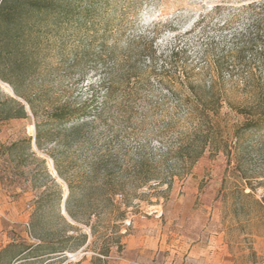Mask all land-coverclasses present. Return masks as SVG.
Here are the masks:
<instances>
[{
  "label": "rangeland",
  "instance_id": "374dc122",
  "mask_svg": "<svg viewBox=\"0 0 264 264\" xmlns=\"http://www.w3.org/2000/svg\"><path fill=\"white\" fill-rule=\"evenodd\" d=\"M137 5L119 44L141 35L146 37L142 43H149L154 37L161 57L148 80L138 79L116 91L128 109L102 141L120 157H147L161 172V158H168L167 151L183 140L184 108L181 93L170 92L179 89L181 80L166 84L159 70L173 72L186 62L201 72L206 54L210 59L223 57L234 74L264 69V0H139ZM238 47V56L229 54ZM173 50L177 54L172 67L161 68ZM99 80L88 66L63 85L69 94L85 97L90 83ZM0 89L14 96L8 84L0 82ZM240 119L231 113L225 122ZM28 137L29 145L21 142ZM34 138L30 112L25 118L0 121V250L12 242L85 234L83 244L71 240L64 255L48 264H264V177L259 174L262 157L253 146L237 167L221 151L206 152L187 175L175 177L170 188L153 180L135 189L128 185L130 195L115 197L114 214L98 190L89 195V184L77 178L91 154L88 144L77 146L68 139V146L48 142L38 148ZM13 142L19 143L10 148ZM250 143L264 145V129L253 133ZM65 179L77 186L70 203L73 218L65 208ZM31 262L42 264L38 259Z\"/></svg>",
  "mask_w": 264,
  "mask_h": 264
},
{
  "label": "trees",
  "instance_id": "16d2710c",
  "mask_svg": "<svg viewBox=\"0 0 264 264\" xmlns=\"http://www.w3.org/2000/svg\"><path fill=\"white\" fill-rule=\"evenodd\" d=\"M138 2L0 0V82L8 84L14 94L0 89V96L4 95L0 99V121L25 118L30 112L38 148L48 142L68 146V139L77 146L88 144L91 154L85 157L84 170L77 178L79 183L89 184V195L98 190L114 214L118 211L115 197L130 195L128 185L135 189L153 180L170 188L174 178L187 175L206 152L221 151L227 162L233 160L237 167L240 157L253 146L262 157L259 174L264 177V145L247 144L253 133L264 129V69L249 68L234 74L223 57L210 59L206 54L201 72L189 69L186 62L177 64L173 72L159 70L160 81L165 79L166 84L181 80L178 91L170 92L181 93L179 103L184 108L183 140L167 151L168 158H161L163 171H157L160 167L140 154L134 159L125 154L120 157L109 142L102 141L104 132L112 133L128 109L117 99L116 91L127 89L138 79L148 80L161 57L156 55L154 37L149 43H142L146 37L141 35L119 44L127 17ZM241 50L238 47L228 52L236 57ZM176 54L173 50L168 60L163 59L161 68L172 67ZM88 66L99 75V82L90 83L85 97L69 94L63 82ZM143 72L147 76L141 78ZM208 72L212 74L206 79L203 75ZM231 113L241 119L228 125L225 119ZM19 142H13L10 148ZM21 142L29 145L31 138ZM65 181V208L73 218L70 203L77 186L69 179ZM71 240L83 244L86 235L58 234L33 243H9L0 250V264H30L37 259L48 264L64 255ZM108 249L101 254L107 255Z\"/></svg>",
  "mask_w": 264,
  "mask_h": 264
}]
</instances>
